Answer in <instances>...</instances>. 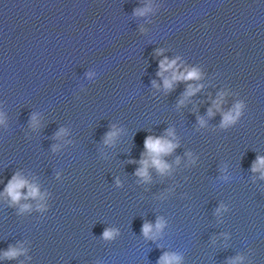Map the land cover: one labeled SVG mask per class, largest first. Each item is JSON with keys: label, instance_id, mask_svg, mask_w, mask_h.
<instances>
[{"label": "water", "instance_id": "1", "mask_svg": "<svg viewBox=\"0 0 264 264\" xmlns=\"http://www.w3.org/2000/svg\"><path fill=\"white\" fill-rule=\"evenodd\" d=\"M0 117V264H264V0H0Z\"/></svg>", "mask_w": 264, "mask_h": 264}, {"label": "clouds", "instance_id": "2", "mask_svg": "<svg viewBox=\"0 0 264 264\" xmlns=\"http://www.w3.org/2000/svg\"><path fill=\"white\" fill-rule=\"evenodd\" d=\"M149 9H137L136 13L138 15H143L145 12H147ZM176 65V60L169 61L167 57H165L163 60L160 61V71L157 73L159 76H164V72L168 71L169 69H172ZM199 72L197 69H192L191 71H187L184 73H178L174 72L171 78L165 77L164 78V88L171 90L173 88V85L175 82L180 80H190V79H198L199 78ZM153 85L156 87H159V85L156 84L155 81H153ZM200 87H203V85H200ZM199 88H194L192 85L188 86V89L185 93V96L193 95L196 91H198ZM184 101L181 100L180 103H183ZM241 105L237 104L234 109V114L232 112L225 113L223 115V125L227 126L230 122H235L238 117L240 116L241 112ZM209 114H212L211 109H209ZM33 126L36 125V118L33 116ZM3 122L2 117H0V123ZM201 125L205 123L203 118L200 119ZM64 130L61 129L60 133H57V135H60ZM119 130L109 131L106 134L105 143H112L113 139L118 135ZM169 136L174 135L171 129L168 130ZM178 147V143L174 142L173 140H170L166 137L160 136H148L144 140V149L145 153L150 158H143L145 153H142V159L140 163L142 164V167L137 169L136 175L141 176L144 178L145 181H150L151 176L149 175V168L155 167L158 172L164 173L169 168L170 165L163 160V156L171 154L174 149ZM189 156H191V153H188ZM179 162V159L177 160ZM264 169V156H258L256 161L253 163L252 170L255 171H261ZM261 175L264 176V171H261ZM25 185L28 186L29 192L28 196L36 197L39 195V189L36 185L29 184L27 180L20 177V174L17 173L13 176L12 180L8 182V185L5 189L6 193H8L11 197V199L14 202H18L21 199V192L19 189L24 187ZM29 205H24L23 209L29 208ZM22 209V210H23ZM219 211V210H218ZM165 225V221L163 218H158L155 228L157 231L161 230ZM153 230V224L150 222H145L142 228V232L145 236H149L150 233H152ZM115 229H105L103 236L105 239H111L116 234ZM17 255V251L14 248H10L6 253V258H13ZM181 257L179 255H176L175 253H165L161 257V264H178Z\"/></svg>", "mask_w": 264, "mask_h": 264}]
</instances>
